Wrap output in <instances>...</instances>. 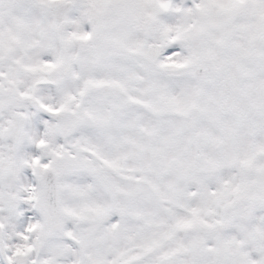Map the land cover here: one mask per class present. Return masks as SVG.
Returning <instances> with one entry per match:
<instances>
[{"label":"snow or ice","instance_id":"obj_1","mask_svg":"<svg viewBox=\"0 0 264 264\" xmlns=\"http://www.w3.org/2000/svg\"><path fill=\"white\" fill-rule=\"evenodd\" d=\"M0 264H264V0H0Z\"/></svg>","mask_w":264,"mask_h":264}]
</instances>
